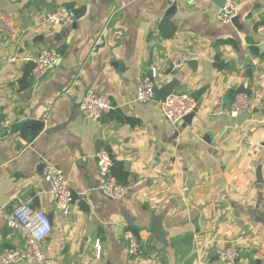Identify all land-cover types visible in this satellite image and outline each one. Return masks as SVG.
Segmentation results:
<instances>
[{"label":"crops","instance_id":"0c3cea01","mask_svg":"<svg viewBox=\"0 0 264 264\" xmlns=\"http://www.w3.org/2000/svg\"><path fill=\"white\" fill-rule=\"evenodd\" d=\"M227 3L236 23L218 22L213 1L0 0V118L13 127L0 137V209L21 198L48 215L52 264H221L216 252L229 245L242 252L239 264H264V0ZM59 6L76 12L74 24L44 23ZM46 49L60 58L36 83L27 59ZM178 52L190 61L173 71ZM153 69L158 91L196 99L190 124L169 125L160 97L134 101L137 79ZM89 90L112 100L108 119L80 111ZM237 92L250 97L248 119L214 117V102L228 106ZM103 148L126 187L121 201L100 190ZM45 163L67 180L68 216L55 208ZM128 230L142 244L137 257L128 254ZM24 246L0 215V252Z\"/></svg>","mask_w":264,"mask_h":264},{"label":"built area","instance_id":"2783aa9c","mask_svg":"<svg viewBox=\"0 0 264 264\" xmlns=\"http://www.w3.org/2000/svg\"><path fill=\"white\" fill-rule=\"evenodd\" d=\"M172 4L186 3L190 6L200 8L213 0H167ZM236 18V10L231 3H226L224 8L217 14L220 23H231ZM76 12L67 7L59 6L44 15V23L48 26H69L76 22ZM258 33L264 40V26L258 27ZM60 56L56 49H46L37 55L27 59L33 64L32 78L36 83L43 81L50 71L55 67ZM190 61V55L186 52L174 54L170 60L173 71L180 70ZM159 76L156 69L151 73L140 76L137 79V89L134 101L146 104L158 100ZM66 90L65 94H69ZM80 111L86 117L101 120L109 116L115 106L112 100L103 94L89 90L82 97L79 104ZM198 107L196 99L187 93H171L165 99L159 100L160 112L164 120L172 126H179ZM250 109V97L245 92H237L233 95L230 103L217 99L214 102L212 115L221 117L229 115L237 118ZM13 133L11 121L0 118V137H6ZM96 160L99 175L102 180L100 190L110 200L121 201L126 197V187L113 175V157L111 153L103 148L97 155ZM42 178L48 183L56 210L63 216H68L72 205V192L68 187L67 180L62 171L51 163H45L42 168ZM0 215L5 220L7 227L18 232L23 238V248H5L0 252L3 264H23L32 261L33 264H52L45 252L44 244L52 234L53 228L50 218L46 213L32 207L31 202L18 198L10 210L0 209ZM128 242V254L137 257L142 252V244L136 234L130 230L125 232ZM97 255H100L101 246L96 244ZM217 259L221 264H239L242 260V252L235 245H229L219 249Z\"/></svg>","mask_w":264,"mask_h":264},{"label":"water","instance_id":"95a60500","mask_svg":"<svg viewBox=\"0 0 264 264\" xmlns=\"http://www.w3.org/2000/svg\"><path fill=\"white\" fill-rule=\"evenodd\" d=\"M213 3H215L220 9L224 8V6L226 5L227 3V0H213ZM237 19H233V23H236ZM169 94H171V91L169 88H166L162 91H157V95L158 97H160L162 100L165 99ZM248 111L245 112L244 114L240 115L239 117H237L238 119V122L241 124L242 122H244L245 120L248 119ZM109 116H104L102 119L103 120H106L108 119ZM194 118V113L193 114H190L188 117H186L185 119V123L186 124H190L192 122V119ZM74 197V195H73ZM264 221V220H263ZM155 233H162L163 231V228L161 226V224L159 222H156V225H154V230H153Z\"/></svg>","mask_w":264,"mask_h":264},{"label":"trees","instance_id":"16d2710c","mask_svg":"<svg viewBox=\"0 0 264 264\" xmlns=\"http://www.w3.org/2000/svg\"><path fill=\"white\" fill-rule=\"evenodd\" d=\"M217 59H219V58H217ZM120 181H121V178H120Z\"/></svg>","mask_w":264,"mask_h":264}]
</instances>
